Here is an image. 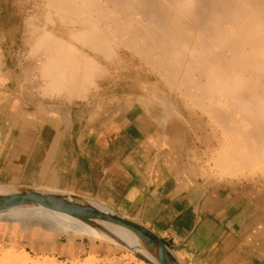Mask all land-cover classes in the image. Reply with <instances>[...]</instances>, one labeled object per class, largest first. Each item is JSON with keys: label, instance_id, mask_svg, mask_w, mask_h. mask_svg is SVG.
I'll list each match as a JSON object with an SVG mask.
<instances>
[{"label": "bare ground", "instance_id": "bare-ground-1", "mask_svg": "<svg viewBox=\"0 0 264 264\" xmlns=\"http://www.w3.org/2000/svg\"><path fill=\"white\" fill-rule=\"evenodd\" d=\"M9 2L27 57L21 80L15 78L18 86H0L6 89L0 90V147L8 150L0 149V176L20 174L36 185H0L1 264H47L45 258L117 262L93 255L65 261L26 251L38 246L31 238L44 230L96 238L139 264H164L166 254L173 258L166 264H188L149 228L56 186L53 174L62 164L42 179L44 160L37 166L29 163L34 153L26 162L17 158L19 149L29 154L36 148L33 142L20 146L28 143L15 133L23 121L49 122L52 140L42 148L48 156L66 147L75 155L77 131L94 124L98 133L122 132L136 141L143 130L149 157L159 160L154 167H175L182 189L189 187L192 197H203L221 215L240 206L239 235L264 248V0ZM12 76H0V85ZM76 106L89 107L85 123L71 113ZM18 241L21 251L6 249Z\"/></svg>", "mask_w": 264, "mask_h": 264}, {"label": "crops", "instance_id": "crops-1", "mask_svg": "<svg viewBox=\"0 0 264 264\" xmlns=\"http://www.w3.org/2000/svg\"><path fill=\"white\" fill-rule=\"evenodd\" d=\"M9 1L2 0L0 2V76L11 74L13 76L11 79L2 82L0 86H18L15 78L18 75L21 80L20 75L27 57V53L21 50L22 32L18 23L10 15L12 2L10 3ZM26 83H22L21 86L29 88L30 85ZM0 90L6 89L0 88ZM3 108V102L0 97V123ZM71 110L73 111L71 113L75 112L73 115H75L78 122L85 123L88 120L89 107L76 106L73 109L71 108ZM23 122L22 128L15 133H19L21 138H26L24 141H28V143L21 142L20 146L27 147V144L31 145L33 142L36 148L29 154H27L26 149H19L17 153L20 154L16 157L21 159L23 155V161L26 162V158L29 156L31 158L34 153V157L29 163L37 166L44 160L45 169H43L44 166L41 167V172L43 171L42 179L50 177V169L56 167L57 164H62L60 165L61 168L54 172L55 178L51 176L58 182L55 184L56 186L59 185L58 187L63 188V190L72 188L76 194L101 201L115 212L121 213L149 228L174 248L178 254L180 253L179 255L188 264H264V248L256 245L257 241L248 243L245 237L239 235L238 229L235 228L238 223V220H236L238 217H235V215H239L238 209H240V206H236L234 212L229 216L221 215L217 209L213 210L212 206L207 207L202 200L203 197H199V199L192 197L189 187L183 190L182 179L178 176L175 167L171 166L165 170L162 167H160V170L154 167L153 161L159 160L157 157L154 159L149 157L148 143L145 140L148 136L144 135L143 130L137 131V134H141V136L136 141V138L122 132H115L111 135L98 133L97 130H94V124L91 130L79 129L77 131L76 143L78 149L75 155H69L66 147L62 151L65 154H59L55 151V153H51V156H48L49 152L42 148L44 145V147H47V143H51L52 140L49 139L52 133V127L49 122L46 120L44 122L41 120L37 124H33L31 121ZM60 145L62 146L61 143ZM61 146L59 147L60 150L63 147ZM2 148L0 147L1 150ZM4 151L8 152L6 148H3L2 153ZM10 151L11 154L15 152L12 149ZM177 156L178 154L175 155V157ZM64 157L67 164L63 159ZM10 159L11 157L8 155L4 157V162ZM11 175L10 177L0 176V185L21 183L36 185V183L24 182L20 174V176ZM72 177H74V180L71 181ZM59 180H61V183ZM45 184L51 185L50 183ZM180 189L188 192L182 193ZM39 234L36 239L31 238L32 242H30L33 247L38 245L35 248L36 250L34 248H25L26 251L39 257L52 258L55 256V259L70 261L71 258L77 256L84 258L88 255H93L95 257L117 260L115 264H122V261L123 264H135V262L139 264V260L133 261L130 258H121L123 253L118 252L116 246L96 238L67 234V232L60 230H44L40 231ZM22 242L27 241L22 239ZM19 245V241L11 243L10 246L12 248L6 249L21 251L23 248H18L20 247ZM48 249L53 250L49 251ZM58 253L61 255H58Z\"/></svg>", "mask_w": 264, "mask_h": 264}, {"label": "rangeland", "instance_id": "rangeland-1", "mask_svg": "<svg viewBox=\"0 0 264 264\" xmlns=\"http://www.w3.org/2000/svg\"><path fill=\"white\" fill-rule=\"evenodd\" d=\"M3 253H4V252H3ZM3 253L0 252V254H3ZM43 260H45V262L47 261V262H46L47 264H54V263H55V264H64L63 262L61 263V262L56 261V260H53V259H47V258H45V259H43ZM41 261H42V260H41ZM86 261H88L89 264H93V263H94V264H103V263H102L103 261H98V260H95V261H94L93 259L81 260L79 263H75V264H84V263H85V264H88ZM90 261H91V262H90ZM0 264H1V263H0ZM67 264H72V263H69V262H68Z\"/></svg>", "mask_w": 264, "mask_h": 264}, {"label": "water", "instance_id": "water-1", "mask_svg": "<svg viewBox=\"0 0 264 264\" xmlns=\"http://www.w3.org/2000/svg\"><path fill=\"white\" fill-rule=\"evenodd\" d=\"M114 221H116V222H118V223H121L120 221H119V219H117V218H115L114 219ZM159 239V238H158ZM160 240V242L161 243H164V244H166L163 240H161V239H159ZM165 250H167V249H165ZM167 252V251H166ZM168 253V252H167ZM165 263L164 264H166V263H171V262H173V258L168 254H166L165 255Z\"/></svg>", "mask_w": 264, "mask_h": 264}]
</instances>
